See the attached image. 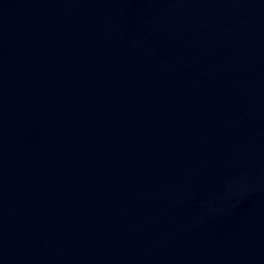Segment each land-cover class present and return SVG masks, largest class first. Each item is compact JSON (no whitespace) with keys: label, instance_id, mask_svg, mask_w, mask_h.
I'll list each match as a JSON object with an SVG mask.
<instances>
[{"label":"water","instance_id":"95a60500","mask_svg":"<svg viewBox=\"0 0 264 264\" xmlns=\"http://www.w3.org/2000/svg\"><path fill=\"white\" fill-rule=\"evenodd\" d=\"M0 264H264V0H0Z\"/></svg>","mask_w":264,"mask_h":264}]
</instances>
